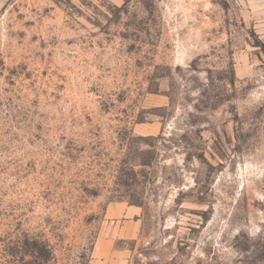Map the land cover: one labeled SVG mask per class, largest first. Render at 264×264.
Returning a JSON list of instances; mask_svg holds the SVG:
<instances>
[{
  "label": "rangeland",
  "instance_id": "obj_1",
  "mask_svg": "<svg viewBox=\"0 0 264 264\" xmlns=\"http://www.w3.org/2000/svg\"><path fill=\"white\" fill-rule=\"evenodd\" d=\"M264 264V0H0V264Z\"/></svg>",
  "mask_w": 264,
  "mask_h": 264
},
{
  "label": "crops",
  "instance_id": "obj_2",
  "mask_svg": "<svg viewBox=\"0 0 264 264\" xmlns=\"http://www.w3.org/2000/svg\"><path fill=\"white\" fill-rule=\"evenodd\" d=\"M91 264H95V262L92 261ZM96 264H97V263H96Z\"/></svg>",
  "mask_w": 264,
  "mask_h": 264
}]
</instances>
